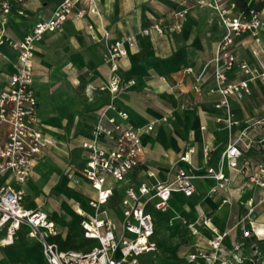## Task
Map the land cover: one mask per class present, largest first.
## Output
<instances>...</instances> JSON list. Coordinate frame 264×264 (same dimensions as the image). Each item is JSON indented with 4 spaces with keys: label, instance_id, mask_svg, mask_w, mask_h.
Instances as JSON below:
<instances>
[{
    "label": "crops",
    "instance_id": "crops-1",
    "mask_svg": "<svg viewBox=\"0 0 264 264\" xmlns=\"http://www.w3.org/2000/svg\"><path fill=\"white\" fill-rule=\"evenodd\" d=\"M61 1L15 3L6 25L7 35L15 41L23 39L37 22L50 18ZM95 1L97 15L87 14L83 19L71 17L61 28L45 33L35 43L33 85L38 100L39 126L48 143L24 183H17L12 176L4 174L0 175V185L10 184L23 190L26 208L48 214L57 229L48 240L57 243L60 250L88 253L99 245L98 240L86 238L82 228V222L96 213L90 205L96 191L82 173L88 157L82 143L92 139L99 110L113 100L111 92L101 88L111 74V63L106 58L108 44L132 37L133 44L125 45L127 55L119 60L123 85L114 101L118 109L129 114L127 121L118 120L140 129L144 155L125 181L108 180L113 196L103 206L101 216L113 219L121 228V201L127 188L138 190L141 185L152 187L167 183L175 179L180 169L192 170L197 176L192 196L173 192L166 211L148 205L147 210L154 218L153 241L157 249L146 254H160V248L175 241L172 231L177 228L184 232L178 240L179 258L186 264H189L187 255L199 250L208 254L207 259H200V264H249L257 254L264 257V243L260 241L264 239V191L248 184L242 174L228 166L223 168L229 179L224 186L206 175L209 168L219 170L229 139L228 117L240 123L234 127L236 131L264 116V80L251 79L252 75L241 68L242 63H247L254 70H264V25L257 36L247 32L236 37L233 52L237 61L227 71L230 82L248 80L250 92L231 95L228 107H217L223 97L212 92L216 86L214 59L225 26L214 14L213 7L192 10L187 0H176L180 5L171 10L175 0ZM186 8L187 15L177 19L175 14ZM238 12L230 11L232 15ZM261 14L264 21V12ZM153 22H160L164 32L145 35L143 30ZM177 22L181 23L180 29L174 27ZM17 60L16 49L8 44L0 46V90L15 72ZM187 68L192 71L187 73ZM178 82H183L184 93L174 88ZM196 83L201 93L194 90ZM114 115V111H109L108 116ZM177 126L182 130L176 131ZM186 154L188 162L182 160ZM249 156L256 158L254 153ZM45 174L50 176L51 187L44 184ZM58 184L67 185L73 190V197L84 200V204L64 207L79 219L80 237L75 240L64 234L59 214L51 200H47L53 185ZM250 199L255 206L250 219H246ZM158 212L162 214L159 223ZM213 229L228 233L216 262L211 258L208 245ZM246 229L251 231L247 238L243 235ZM29 232L30 228L22 225L11 243L7 241L4 227L0 229V245L11 247L25 237L31 241L27 242L24 254L43 263L44 256L48 264L41 242ZM164 233L168 234L165 243L160 240ZM82 240L93 243L83 248ZM33 249L37 255L32 253ZM2 259L0 254V263Z\"/></svg>",
    "mask_w": 264,
    "mask_h": 264
},
{
    "label": "built area",
    "instance_id": "built-area-1",
    "mask_svg": "<svg viewBox=\"0 0 264 264\" xmlns=\"http://www.w3.org/2000/svg\"><path fill=\"white\" fill-rule=\"evenodd\" d=\"M27 1L0 0V46L8 44L18 52L15 72L7 85L0 90V175L8 174L17 183L27 180L42 149L48 143L39 126L38 100L33 85L32 61L35 43L41 40L45 33L61 28L71 17L83 19L87 14H98L95 0H62L50 18L37 22L23 39L15 41L7 35L6 25L14 4H24ZM199 3L220 7L217 0H199ZM247 6V12L239 11L236 15H232L227 9L221 11L225 33L214 59L216 86L212 90L223 97L217 107H228L231 95L250 92L248 80L230 82L227 77V71L232 69L237 61L233 52L236 37L247 32L257 36L264 25L261 11L253 4V0H248ZM231 7L235 8L236 4L232 2ZM19 12L23 13L21 10ZM187 13L188 8L175 15L181 20ZM174 27L180 29L181 23L177 22ZM154 31L159 34L164 32L160 22H153L143 33L150 35ZM107 37L108 32L105 31V38ZM126 43L132 45V37L121 38L108 44L106 58L111 63V74L109 81L101 88L108 89L113 100L99 110L92 139L82 143L88 154L82 173L96 191V196L90 200V205L96 213L82 222V228L84 236L98 240L99 245L88 253L60 250L57 243L48 240L50 235L57 233L48 214L38 209L26 208L23 204V190L10 184L0 185V229L6 227L7 241L12 243L17 230L22 225H27L30 228V236L41 242L48 264H139L142 255L157 249L153 241L154 218L147 210L148 205L166 211L173 192L180 191L188 197L195 192L193 181L197 177L196 174L192 170L180 169L173 181L158 183L152 187L141 185L138 190L127 188L121 201V228L113 219L101 216L103 206L113 196L112 188L107 186L108 180L119 183L125 181L127 174L139 165L144 155L140 129L118 120L120 118L127 121L129 114L118 109L114 101L123 85L119 75V60L128 53ZM241 68L252 75L251 79L264 80V70H254L247 63H242ZM185 71L188 73L192 69L187 68ZM174 88L179 93L185 91L183 82H178ZM193 88L197 93L202 91L197 83ZM109 111H114L115 115L108 116ZM226 121L230 132L219 161V170L209 168L207 177L216 179L220 186H224L229 179L223 168L228 166L242 174L248 184L257 185L264 191V116L249 121L236 131L234 127L240 123L231 116ZM250 153L256 154V158L249 156ZM182 160L188 162V154ZM254 206V201L250 199L247 202L246 219H250ZM227 234L213 229V235L208 241L213 262L218 260V253ZM243 235L245 238L250 237L251 231L246 229ZM260 241L264 243V239ZM238 248L236 246V249ZM207 257L208 254L203 250L187 255L189 264H200V259ZM249 264H264V257L257 254Z\"/></svg>",
    "mask_w": 264,
    "mask_h": 264
},
{
    "label": "rangeland",
    "instance_id": "rangeland-1",
    "mask_svg": "<svg viewBox=\"0 0 264 264\" xmlns=\"http://www.w3.org/2000/svg\"><path fill=\"white\" fill-rule=\"evenodd\" d=\"M188 4L192 7L191 9H197V8H206L209 7V5H202L199 3V0H187ZM220 4L219 8L213 7L216 11L214 13L221 19V11L223 9L227 10H239V7L237 5V0H232L236 4L235 8H232L231 5L229 4V1L231 0H217ZM248 1V0H245ZM205 2H209V0H205ZM226 3V4H225ZM253 4L260 10L264 12V0H253ZM180 5L179 2L175 0L174 4H172L169 8L171 9H176ZM222 20V19H221ZM79 98H82V96L79 95ZM82 102V100H81ZM176 131L182 130L178 126L175 129ZM48 174V173H47ZM45 174V175H47ZM45 185L52 186L50 182V176L47 175L45 177ZM72 189L68 187L67 185L64 184H58V185H53L51 189V194L49 199L51 200L54 204V210L59 214L58 221L60 224L64 227V234L68 235V238L70 240H75L80 237V233L78 231V222L79 219L75 218L73 215L69 214L65 209V205H70V206H75L78 204H84L83 199H78L73 197L72 195ZM46 198V197H45ZM53 214V213H52ZM162 214L160 212L156 213L157 221L158 223L161 221L160 217ZM54 217V215H53ZM171 217V216H170ZM159 227H157V232L158 233ZM184 232L174 228L172 231V235L175 238V241H173L170 245H168L165 248H160L161 250L159 251L160 254H144L139 258V264H186L184 260H181L179 258V250H180V238L183 236ZM168 234H164L162 239H160L163 243H165L166 237ZM31 241L30 239H26L23 237V239L19 240L15 245L8 247V246H2L0 245V254L3 256L4 261L0 264H20L21 262H28L29 264H46V260L43 256L44 263L42 261L36 260V259H31L30 257L26 256L25 249L27 242ZM40 242H38L39 245ZM93 242L90 240H82L80 241V244L83 248H88ZM41 244V243H40ZM32 253L34 255H37V251L33 249ZM2 259V260H3ZM129 264V263H125Z\"/></svg>",
    "mask_w": 264,
    "mask_h": 264
},
{
    "label": "trees",
    "instance_id": "trees-1",
    "mask_svg": "<svg viewBox=\"0 0 264 264\" xmlns=\"http://www.w3.org/2000/svg\"><path fill=\"white\" fill-rule=\"evenodd\" d=\"M237 5H238L240 11H242V12H247L249 10L248 6H247V1H245V0H237Z\"/></svg>",
    "mask_w": 264,
    "mask_h": 264
},
{
    "label": "bare ground",
    "instance_id": "bare-ground-1",
    "mask_svg": "<svg viewBox=\"0 0 264 264\" xmlns=\"http://www.w3.org/2000/svg\"><path fill=\"white\" fill-rule=\"evenodd\" d=\"M41 75V74H40ZM200 128V127H199ZM201 129V128H200ZM91 192V191H90ZM49 206V205H48ZM165 231V230H164ZM165 234V233H164Z\"/></svg>",
    "mask_w": 264,
    "mask_h": 264
}]
</instances>
